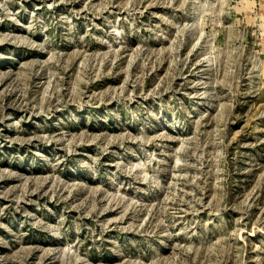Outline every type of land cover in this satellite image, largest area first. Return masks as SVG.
<instances>
[{
	"label": "rangeland",
	"instance_id": "1",
	"mask_svg": "<svg viewBox=\"0 0 264 264\" xmlns=\"http://www.w3.org/2000/svg\"><path fill=\"white\" fill-rule=\"evenodd\" d=\"M0 264H264V0H0Z\"/></svg>",
	"mask_w": 264,
	"mask_h": 264
}]
</instances>
